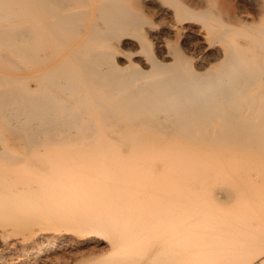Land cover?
<instances>
[{
  "label": "bare ground",
  "instance_id": "obj_1",
  "mask_svg": "<svg viewBox=\"0 0 264 264\" xmlns=\"http://www.w3.org/2000/svg\"><path fill=\"white\" fill-rule=\"evenodd\" d=\"M262 8L264 0H0V233L34 241L27 251L1 237L0 264H49L53 245L38 248L40 231L51 221L74 229L75 218L82 235L109 239L110 253L88 264H145L152 251L146 264H198L202 255L173 258L223 250L222 236L235 248L222 264H264V238L200 226L215 202L242 224L264 218ZM98 173H171L166 181L182 185L163 188L154 227L124 182ZM206 174L214 176L193 186ZM98 192L120 194L115 214L134 226L130 235L107 232L114 214L103 204L79 217L73 200ZM166 219L176 234L147 247Z\"/></svg>",
  "mask_w": 264,
  "mask_h": 264
},
{
  "label": "rangeland",
  "instance_id": "obj_2",
  "mask_svg": "<svg viewBox=\"0 0 264 264\" xmlns=\"http://www.w3.org/2000/svg\"><path fill=\"white\" fill-rule=\"evenodd\" d=\"M245 6H246L245 9L247 10L248 14L253 15V14L256 13L254 7H251L250 5H245ZM262 10L264 11V8H262ZM98 174H99L98 178H102V179H106L107 178L106 180H115V181L120 182L121 184H122V182H124L123 184L125 185V189L128 192V194H127L128 196L127 197L129 199V201H128L129 204H132V202H133V205L137 204V205H140V206L144 207L142 210H139V212H141V213L143 212L144 213V215L139 214V216L143 217L140 220H143V221L152 220L154 222V224H155L154 227L156 225H158V223L161 222V220H162L161 216L159 214H156V212H159L156 206H159L160 204H162V199L164 200V198H165L163 196V194H162L163 188L173 187L174 184L176 185L177 183H178L177 184L178 186L182 185L181 184L182 183L181 178L179 179L177 176L173 177L172 178L173 180L171 179L172 181H170V182L166 181L167 179L170 178L169 176H170L171 173H169V174L168 173H156L157 174V179H156L155 173H149V174L148 173L147 174L144 173V175H143V173H133V175H132V173H127V174L126 173H109V174H107V173H98ZM120 174H121V176H120ZM163 174H164V176H162ZM88 175H86L84 177H86L85 180L90 181L94 176L91 175L92 176L91 177L90 174H88ZM213 176H214V174H206L205 176H202L203 178L202 177L199 178L197 176H194V178L192 177V182L195 183V184L193 183V186L200 185L202 183V180H204V179H207V180L208 179H212ZM161 177H163V178H161ZM174 178H176V179H174ZM177 178H178V180H177ZM162 179H163V181H162ZM215 179H217V181L220 180L219 178H215ZM160 180L162 181L163 184H160ZM200 180H201V182H200ZM145 181H147V183ZM153 181H154V183H153ZM156 181L158 182V184H157ZM140 183H141V185H140ZM95 185L94 186L97 187L98 184H95ZM138 185L140 187H138ZM143 186L145 188L144 190H143ZM147 187H149V188H147ZM156 188H157V190H156ZM148 190H150V191H148ZM98 193L99 194L97 196L92 198L95 203L93 202L92 199H90V200L84 199V203H83V200H81V201H79L80 199L78 200V198H80V197H78V198L73 200V204L72 205L73 206L75 205L74 208H75L76 211L79 212V214H80L79 217L85 215V213H86L85 209L86 208L88 209V207L89 208L93 207V209L95 211L96 208H97V205L103 204V205H105L106 210H107L108 213H112L114 215H118L117 217L114 216V215H112V217H108V218H110V221H112V223H110L109 229H108L107 232L111 236H114V237L119 238V239H121L122 237H126V236L130 235L129 231L131 229H133L134 226H130L129 223H128V220H123V217H120L119 213L115 214L116 212H119V211L121 212V209L119 207L120 205L116 201V198H114L113 196L116 195L118 197V201H119L120 194H117V193H113V194L112 193H102V192H98ZM146 193L147 194H151V195H148V197H146L147 196ZM104 194H105V196H104ZM222 194H224V192L221 190V192L217 194V196L219 195L218 198H220L222 196ZM101 195H103V197ZM155 195H156V197H154ZM99 199H103V200H99ZM97 200H99L100 202L97 201ZM136 200H137V203H136ZM76 204H77V206H76ZM95 204H96V206H95ZM106 204H108V205H106ZM86 205H88V206H86ZM205 207H207L206 210L207 211L209 210V212H202V213H208L206 215L208 219L207 220L203 219L202 222L200 221V226L204 227V229H207V230H221L222 228H224V229L229 230V235H232V236H234V234L237 233L238 236H241L242 238L248 237V236L250 238H253V239L254 238H258V239L264 238V221H262V220H264V218H261L260 221H257V224L256 223H253V224L250 223V225H248L247 223L242 224V223H239L238 221H235L233 219H229V214L233 213L236 210L233 209V207H230L228 203L215 202L213 205L205 206ZM87 214L89 215L91 213L89 212ZM78 219L79 218H75V220L72 221V226L71 227H73L74 229H71V230L70 229L68 230L65 227H58L57 225L54 224V222L51 221V222H48L47 226L44 227L42 229V231H40L41 232L40 233L41 238H39L38 242H41V245L38 248H43L44 246L45 247L46 246L47 247H51L53 245V247H52L53 249L48 250L49 253H48L47 256L51 259L49 264H81V263L82 264H88L89 262L90 263L93 262V259L95 261V260H97V258L98 259H99V257L101 258L102 257L101 255L106 256L108 253H110L111 248H109V246L107 244V242H109V239H106L107 238L106 235H105L106 233L105 234L98 233V232L93 230L95 233H87L86 232V233H84V235H82V233H83L82 227L83 226H82L81 222ZM112 219H114V220H112ZM214 219H216V220H214ZM168 220L169 219H166V221H168ZM117 223L118 224L120 223V224L118 225ZM170 223H172L171 220L168 221V223H167V227L168 228H166L165 230H160V232H157L155 234H154V232L153 233H149L146 236V238H145V240L147 241V245L146 246L150 248L153 245H161L163 243L168 242L167 238L171 234H174V233L176 234L177 231H175V229L177 230V227H178L176 224H174V223L170 224ZM258 223H260V224L258 225ZM203 224H205V225H203ZM117 225H118V227H116ZM119 226L121 228H119ZM205 226H206V228H205ZM248 226H249V228H248ZM140 227L142 228L143 225L140 226ZM237 227H240L242 229L240 230V228H237ZM249 229H251V230H249ZM231 230H232L233 233L231 232ZM255 231H257V232H255ZM89 234H91V235H89ZM95 234H97L99 237L97 235H95ZM21 235L20 234L14 235V234H11V233L9 234L8 232H3V233H0V238L2 237L1 239L3 240L5 245H10L12 243L13 239H14V241H18V243L20 244V246L18 244V247H17L18 249H21V250L25 249L27 251L31 250L33 248V246H34V241H31L30 238L26 234H24V235L21 234ZM42 236H44V237H42ZM100 237H103V239L100 238ZM42 238H43V240H42ZM95 239H98V240H95ZM49 242H50L51 245L48 246L47 244ZM221 245L225 246V247H223V250H219L218 247H215V249L214 248L213 249L212 248L201 249L200 247H194V248H190V249H183V250H180L179 255H175V257L173 258V261L174 262H182L184 260H189L194 255L195 256L196 255H202V257L200 258L201 260H198V264H201V263L202 264H222L224 261H226V260L228 261L229 260V252H231L232 249L230 248L229 245L226 246L225 238L223 236L221 237V242H220V244L218 246H221ZM224 249H226V250H224ZM227 251H229V252L227 254H225ZM232 251L235 252V248ZM1 252H2V248H0V253ZM152 253H154V251H152L149 254V256L146 259V261L147 260L149 261L150 258H151V260H153L154 256H152ZM226 255H227V257H226ZM52 258H53V260H52ZM146 261L144 262L145 264H146ZM199 262H201V263H199ZM116 264H118V262ZM130 264H134V263H130Z\"/></svg>",
  "mask_w": 264,
  "mask_h": 264
}]
</instances>
